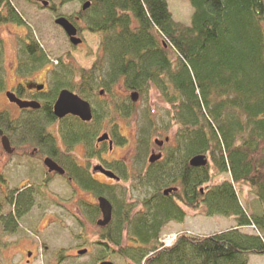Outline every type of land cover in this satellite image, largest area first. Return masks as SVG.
Returning a JSON list of instances; mask_svg holds the SVG:
<instances>
[{
  "label": "trees",
  "instance_id": "trees-1",
  "mask_svg": "<svg viewBox=\"0 0 264 264\" xmlns=\"http://www.w3.org/2000/svg\"><path fill=\"white\" fill-rule=\"evenodd\" d=\"M80 1L91 2L78 13L87 29L104 34L102 48L110 78L102 71L106 78L102 85L110 92L112 83L125 79L129 89L140 93L155 85L180 125L178 147L140 172L141 181L151 188L142 199L128 197L129 189L120 184L105 189L84 172L75 173L82 185L98 194L124 191L115 199L113 219L99 244L132 264H249L251 255H264V212L250 213L236 187L249 184L264 205V0H188L193 9L190 24L174 17L168 0ZM10 22L23 24V18L11 0H0V23ZM25 50L38 62L45 58L37 42H26ZM101 65L98 60L92 69L81 72L84 83L91 78L90 90H81L89 98L98 90ZM1 79L2 73L0 92ZM116 102L114 108L122 117L133 113L130 98ZM112 110L108 105L103 110L96 107L90 124L67 125L71 135L66 141L83 140L94 149ZM52 115L49 108L27 114L13 122V132L18 138L51 143L45 126ZM0 127H6L2 115ZM200 154H209L217 173L229 177L210 186V164L195 167L189 162ZM172 184L178 185V191L166 195ZM24 199L29 202L30 197L25 194ZM180 203L192 210L203 204L206 216L234 219L235 224L206 235L184 230L166 245L161 239L165 227L173 221L184 223L187 216ZM0 221L6 231L18 226L15 218L9 221L0 215ZM248 227L258 232H249Z\"/></svg>",
  "mask_w": 264,
  "mask_h": 264
},
{
  "label": "rangeland",
  "instance_id": "rangeland-1",
  "mask_svg": "<svg viewBox=\"0 0 264 264\" xmlns=\"http://www.w3.org/2000/svg\"><path fill=\"white\" fill-rule=\"evenodd\" d=\"M51 1L52 8L43 7L42 3L35 0H11L13 6L23 18V24L0 23V67L3 78L7 82V89L13 86L16 79L22 76L15 71L16 61L20 57L26 58L28 79L40 77L52 78L58 71H82L92 69L96 62H102L99 80L109 79L106 66V55L102 48L103 33H93L87 29V24L78 19V13L83 10V2L62 0ZM174 17L186 24H190L193 9L188 0H168ZM62 15L72 17L75 24L81 28L83 44H73L63 28L55 23L56 17ZM103 34V35H102ZM37 42L43 49L45 58L39 63L30 58L25 50L26 42ZM172 60L176 61V54L169 48ZM21 67V66H20ZM66 71V72H65ZM73 75V73H71ZM58 75V74H57ZM55 75V81L58 76ZM63 76V75H62ZM66 81V78H62ZM51 81V80H50ZM111 79L108 81L110 82ZM100 82V81H99ZM53 89V88H52ZM52 91V90H51ZM133 89L127 87V80H120L113 85L112 91L105 96L104 102L98 97L97 91L90 98L92 104L99 110L106 105H112L117 100L130 98ZM131 99V98H130ZM133 113L129 117H122L115 108L110 114V119L105 122V128H116L127 139L126 145H117L113 152H105L106 160H124L129 165V181L123 180L121 186L129 189L131 199H142L151 193L149 184L141 181L137 174L144 173L148 165V156L151 149L156 148L155 139L165 140L170 137V142L164 144V150L178 147L177 133L180 128L175 119L173 107L164 99L161 91L155 85L138 95ZM9 107L4 91L0 93V113ZM107 107V106H106ZM114 107V106H113ZM15 107L9 108L13 115H17ZM111 110V108H110ZM53 126H49L52 129ZM102 132V131H101ZM148 134V143L145 135ZM147 146V147H146ZM30 144L23 145L19 151L30 154L33 150ZM78 156L86 155L85 146L75 148ZM209 158L211 172L213 173L210 186L220 183L229 177L228 174H218L212 160ZM7 153L2 149L0 142V215L7 216L14 209L21 212L18 226L15 231H6L0 221V264H100L102 261H113L116 264H132L123 259L112 248L99 244L105 229L99 228L97 219L101 213L95 211L98 201L95 191L90 193L83 190L76 182L68 183L67 179L57 175H47L45 180V167L38 160L26 157L14 158L17 163L9 164ZM191 159V158H190ZM94 164L101 161H93ZM100 179V175H96ZM104 180V179H102ZM106 181H109L105 179ZM104 180V181H105ZM29 186H32L30 188ZM25 187V188H23ZM170 187H178L172 184ZM240 202L250 213L264 212V205L260 204L254 194L253 188L247 183L237 184ZM32 198L27 203L20 197L15 206L19 189ZM120 188V187H119ZM111 190L106 195L113 204L124 191ZM11 196L6 199V194ZM103 195V196H104ZM114 197V199L112 198ZM177 200V199H176ZM178 201V200H177ZM187 216L184 223L170 222L162 232L161 239L178 235L181 231L192 234L206 235L219 232L234 226L235 220L223 216H206L205 206L202 204L197 210H192L180 203ZM249 232L256 233L254 228L248 227ZM89 249L87 254L79 255L78 250ZM29 251L32 254L29 255ZM250 264H264V255H251Z\"/></svg>",
  "mask_w": 264,
  "mask_h": 264
},
{
  "label": "flooded vegetation",
  "instance_id": "flooded-vegetation-1",
  "mask_svg": "<svg viewBox=\"0 0 264 264\" xmlns=\"http://www.w3.org/2000/svg\"><path fill=\"white\" fill-rule=\"evenodd\" d=\"M35 1L37 3H39V2L42 3L43 0H41V1L35 0ZM75 1H80V0H75ZM80 2H83V1H80ZM83 4H84V2H83ZM43 7H44V5H43ZM45 7L52 8L51 1H49V5H47ZM59 16H62V15H58L57 17H59ZM67 18H69V17H67ZM78 19L81 20L80 17H78ZM69 20H70V18H69ZM72 22H74V20ZM77 28H78V36L81 37V34H82L81 28L78 26H77ZM83 42H84V39L82 38L81 44H83ZM19 58L20 59L18 61H16L15 69L18 68V65H19V68L16 69L15 71H17V73H19L22 76V79L17 78L15 84L8 89H7V82L5 81L3 76L1 79L2 87H3L1 92L4 91V95L6 97V100L8 102L9 107L5 111H2L0 113V115L4 116V124L6 127L4 129L2 128L4 131L3 135L8 138L11 150L8 151V150L4 149L3 143H2V137L3 136H1V135H0V142H1V146H2L3 151L5 153H7L8 163L9 164H13V163L21 164L14 159L16 157H18V158L26 157V158H29L31 160L36 159L39 162H41L42 165H44L45 177H47V175H49V174L52 176L55 174L61 178L67 179L68 183L76 182L84 191L87 190L90 193H92L94 190L86 188L84 185H82L81 182H79L75 173L84 172L86 175H88L89 177L93 178L95 181H97V182L101 183L103 186H105V189H107L108 186L112 187V186L121 184L120 182H122L123 180L129 181V173H128L129 165H128V163L124 160L108 161L105 159V157L103 155L105 152H107V153L113 152L114 148L117 147V145H119V144L120 145H126L127 144V139L122 134H120L119 130H117L116 128L113 127L111 129H109V128L106 129L105 126H107V125H105V123H104V128L102 129V132L100 133V135L96 138V140L93 143L94 149L91 148L90 142H85L83 140L66 141V139L69 140L68 136L71 135L69 133V131L65 130L67 125L76 126L80 122L85 123V124H90L94 119V109L96 108V105H95V103H94V105L92 104L91 98H89L88 96H85L81 93L82 89L83 90H86V89L90 90L91 85H89V84H90L91 78L86 77L87 80H86V83H84L85 80L81 77L82 71H70V72L65 71L66 74L63 71H59V72L57 71L55 73V75L58 74L57 75L58 80H56V81L54 78L55 75L50 79L45 78L43 81L41 80L40 77L28 79V78H26L27 76L25 77V75L28 72H27L26 68L25 69L23 68V66L26 67V63H24L26 58H23L20 56H19ZM30 58H32V57L30 56ZM33 60L38 62V60H35V59H33ZM43 61L44 60L40 61L39 63H41ZM84 70H86V69H84ZM71 73H73V75ZM89 73H92V72L90 71ZM93 73H94V75H96L97 71H94ZM62 78H66L67 80L63 81ZM99 81H98L99 85H98L97 93H98L99 99H101L102 102H104L105 96L112 91L113 85L117 84L120 80L111 84L110 92L108 91V88H106L104 85H102V80H99ZM75 87H79L80 89H76ZM64 89H68V90L74 92L75 94H78L83 99L90 102V104L92 106V111H93V117L90 121H83L79 116H76L73 114H66L62 117H59L56 115L55 104H56V102L60 96V93ZM133 90H134L133 92H137L138 95L140 94V92L138 90H135V89H133ZM8 92L13 93L16 96V98L20 99L23 102H32V103H35V105L34 106H31V105L20 106L17 102L12 101L7 96ZM133 92L131 93L130 98H131L132 103L135 104V102L138 99L136 101L132 100ZM36 103L38 105H36ZM115 104H117V102L113 103L112 105L111 104L110 105L107 104V105H108V107L113 109L115 107L114 106ZM102 105L105 107L107 106L106 103H103ZM11 107H15L14 108L15 111L18 112L17 115H13L12 112L9 111V108H11ZM46 108H49L53 114L52 118H50L49 120L45 118L46 123H47L45 126V133H47L51 137V141H52L51 143L48 141H39V140L32 138V137L18 138L14 134L13 122H16V121L23 119V117H25V115L30 114V113L41 112V111L44 112V110ZM106 120H108V119H106ZM49 126H53V128L49 129ZM104 134L108 135V139L103 140V141H99L98 140L99 137L104 135ZM170 140H171L170 137H166L165 140H160V139L154 140V143L156 144V148H157L158 152H156L155 149H151V154H150V156H148V165H147V168L145 170L150 168L151 165H155V164L165 160L167 151L164 150V144L167 142H170ZM156 141L161 142V144L160 143L158 144ZM145 143L147 144L148 140L147 141L145 140ZM27 144H30L34 147L33 150L31 151V153L28 155L26 154L25 151H19V149H21L23 145H27ZM80 145L83 147L85 146V148H86V152H85L86 155L85 156H78V154L75 151V148L80 146ZM153 155L160 156V157L152 162L150 159H151V156H153ZM206 156L208 158V155H206ZM48 158H50L55 164H57L58 167L62 168L64 170V173H61L59 170L50 171L49 167L46 165V160ZM94 160L95 161H101V162H98V163L94 164V166H93ZM105 172H111L115 175V177H112L111 175H107ZM96 175H100L101 178L99 180L96 179L95 178ZM123 175H126L125 176L126 179L124 178ZM137 176H139V174H137ZM47 179H48V177L45 180H47ZM102 179H104V180L107 179L109 181H106V180L104 181ZM29 187L32 188V186H29ZM23 188H25V187H23ZM170 188L173 189L172 192L178 191V187H169L166 190H168ZM165 191H164V193L166 195L172 193V192L166 193ZM25 192L26 191L23 192L22 188L19 189L18 196L16 197V202L14 203L15 206L17 205L18 201L21 200L20 197H22L24 199V195L26 194ZM9 194L10 193L6 194L7 200H10V198H11V196H9ZM94 194L97 196V201H98L100 196L104 195V194H98L96 191L94 192ZM104 196H106V195H104ZM29 201H31L30 204L32 205L33 204L32 198H30ZM111 203L113 204L112 201H111ZM95 211L98 213H101V217L99 218V219H101L103 214H102V211L99 207V201H98L97 207H95ZM20 216H21V212L19 210L14 209V211L12 210L11 212H9V214L7 216H5V219L10 221L11 218H15L18 222V219ZM113 216H114V204H113ZM99 219H97V221ZM107 227H108V225L104 226V227H99V228L106 229ZM85 249H87V248H85ZM87 250L89 251V249H87ZM29 254H32V251H29Z\"/></svg>",
  "mask_w": 264,
  "mask_h": 264
},
{
  "label": "water",
  "instance_id": "water-1",
  "mask_svg": "<svg viewBox=\"0 0 264 264\" xmlns=\"http://www.w3.org/2000/svg\"><path fill=\"white\" fill-rule=\"evenodd\" d=\"M41 1V0H37ZM42 4L44 6L49 5V1L43 0ZM91 2L86 1L83 4V10H86L90 7ZM55 23L63 28V30L66 32V34L69 36L70 41L73 44H80L82 42V38L78 36V28L76 25L73 24L69 20V18L65 16H59L56 18ZM7 96L14 102H17L20 106H25V105H31L34 106L35 103L32 102H23L20 99L16 98V96L13 93H7ZM138 98V93L133 92L132 94V100L136 101ZM36 105H38L36 103ZM55 113L57 116L62 117L66 114H73L76 116H79L83 121H90L93 117V111H92V106L89 101L83 99L81 96L78 94H75L74 92L64 89L61 93L60 96L55 104ZM4 131L2 128H0V135L2 137V143L3 147L5 150L10 151V143L9 140L6 136L3 135ZM108 139V135L104 134L99 137V141H103ZM158 144L161 142L156 141ZM112 144V143H111ZM160 156H151V161L153 162L154 160L158 159ZM190 164L195 167H205L209 164V159L205 154H200L192 157L190 159ZM46 165L49 167L50 171L53 170H59L61 173H64V170L60 167L57 166L50 158L46 160ZM107 175H111L112 177H115V175L111 172H105ZM173 189H168L165 192L170 193L172 192ZM99 207L102 211V218L97 221V225L100 227L107 226L111 223L112 218H113V204L111 201L106 197V196H100L99 199ZM88 250L87 249H82L78 251L79 255H85L87 254ZM31 255V254H29ZM100 264H116L113 261H103Z\"/></svg>",
  "mask_w": 264,
  "mask_h": 264
},
{
  "label": "built area",
  "instance_id": "built-area-1",
  "mask_svg": "<svg viewBox=\"0 0 264 264\" xmlns=\"http://www.w3.org/2000/svg\"><path fill=\"white\" fill-rule=\"evenodd\" d=\"M175 239H176V235L169 236L168 238L164 239V243L166 245H170L175 241Z\"/></svg>",
  "mask_w": 264,
  "mask_h": 264
},
{
  "label": "crops",
  "instance_id": "crops-1",
  "mask_svg": "<svg viewBox=\"0 0 264 264\" xmlns=\"http://www.w3.org/2000/svg\"><path fill=\"white\" fill-rule=\"evenodd\" d=\"M250 258H251V256L249 257V264H250Z\"/></svg>",
  "mask_w": 264,
  "mask_h": 264
}]
</instances>
